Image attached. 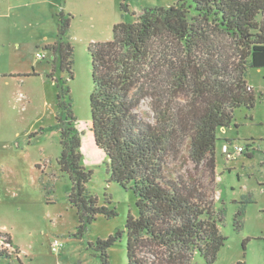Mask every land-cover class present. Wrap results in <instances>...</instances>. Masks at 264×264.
I'll list each match as a JSON object with an SVG mask.
<instances>
[{
    "label": "trees",
    "instance_id": "obj_1",
    "mask_svg": "<svg viewBox=\"0 0 264 264\" xmlns=\"http://www.w3.org/2000/svg\"><path fill=\"white\" fill-rule=\"evenodd\" d=\"M120 7L130 13L126 0ZM263 13L264 0H178L133 13L135 21L114 26L111 41L89 47L94 142L107 158L109 182L132 190L136 200V214L129 212L125 226L128 264H193L196 254L214 264L225 246L228 238L219 228L224 213L215 210L213 197L217 131L232 125L237 108L255 107L247 78L250 69H264ZM53 16L56 41L45 49L52 53L47 77L59 90L58 165L72 183L68 201L79 218L76 236L83 237L99 215L113 218L117 212L88 188L93 171L82 165L63 78H74L73 16L63 10ZM147 100L151 116L141 113ZM186 151L194 177L178 171ZM244 214L241 208L234 217L236 231ZM122 234L90 244L102 264H110L108 250ZM4 243L13 247L9 237ZM9 248H0V260L11 258Z\"/></svg>",
    "mask_w": 264,
    "mask_h": 264
},
{
    "label": "rangeland",
    "instance_id": "obj_2",
    "mask_svg": "<svg viewBox=\"0 0 264 264\" xmlns=\"http://www.w3.org/2000/svg\"><path fill=\"white\" fill-rule=\"evenodd\" d=\"M122 1L0 0V72H20L0 76V248H9L4 243L7 237L13 246L11 258L0 264H102L90 244L117 231H123L122 238L108 250L109 261L128 264L125 226L129 212L136 214V200L132 190L109 182L107 158L94 142L89 47L111 41L114 26L135 21L133 13L169 7L178 0H126L128 14L121 11ZM60 10L73 16L74 78L69 80L67 74L63 78L71 91L82 165L93 171L88 188L101 205L110 201L117 212L113 218L99 215L83 237L76 236L79 218L68 201L72 183L58 165L62 151L56 122L59 90L47 77L52 55L45 47L56 41L53 13ZM263 17L264 13L258 20ZM8 35L12 46L3 43ZM13 66L19 69H10ZM247 80L256 96L255 107L237 108L232 125L217 131L214 207L224 213L219 228L228 239L214 264H264V69H250ZM20 94L25 98L18 99ZM141 113L152 115L148 100ZM225 145L233 158L224 153ZM237 148L244 152L237 154ZM178 171L196 176L187 151ZM241 208L243 228L236 231L234 217ZM56 240L62 244L58 252L53 251ZM193 264L207 263L196 254Z\"/></svg>",
    "mask_w": 264,
    "mask_h": 264
},
{
    "label": "built area",
    "instance_id": "obj_3",
    "mask_svg": "<svg viewBox=\"0 0 264 264\" xmlns=\"http://www.w3.org/2000/svg\"><path fill=\"white\" fill-rule=\"evenodd\" d=\"M243 152H244L243 148H237L236 149L237 154H242ZM224 153L227 155V157L229 159L234 157V154L229 152V148L227 145L224 146ZM61 247H62V244L59 241H57V240L54 241V243H53V251L54 252H58L61 249Z\"/></svg>",
    "mask_w": 264,
    "mask_h": 264
},
{
    "label": "crops",
    "instance_id": "obj_4",
    "mask_svg": "<svg viewBox=\"0 0 264 264\" xmlns=\"http://www.w3.org/2000/svg\"><path fill=\"white\" fill-rule=\"evenodd\" d=\"M55 13V12H54ZM54 13H53V15H54ZM11 38H12V36H6L5 38H4V40H3V43H4V45H6V46H12V42H11ZM51 55H52V53H51ZM52 59V58H51ZM10 69H19V67H17V66H13V67H11ZM51 69H52V66H50V70H49V72L51 71ZM7 73H11V74H15V73H20L19 71H12V72H9V71H3V72H0V76H5V75H8ZM19 98H25V96L24 95H22V94H20L19 95V97H18V99ZM223 130H225V129H223Z\"/></svg>",
    "mask_w": 264,
    "mask_h": 264
}]
</instances>
